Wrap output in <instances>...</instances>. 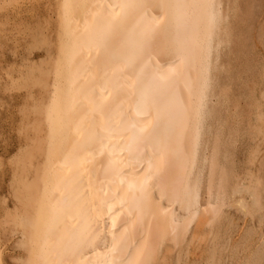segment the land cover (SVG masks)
<instances>
[{
  "label": "bare ground",
  "instance_id": "bare-ground-1",
  "mask_svg": "<svg viewBox=\"0 0 264 264\" xmlns=\"http://www.w3.org/2000/svg\"><path fill=\"white\" fill-rule=\"evenodd\" d=\"M231 2L55 0L45 59L11 81L31 101L0 264L12 245L20 264H264V108L239 163L244 119L221 109Z\"/></svg>",
  "mask_w": 264,
  "mask_h": 264
},
{
  "label": "rangeland",
  "instance_id": "rangeland-1",
  "mask_svg": "<svg viewBox=\"0 0 264 264\" xmlns=\"http://www.w3.org/2000/svg\"><path fill=\"white\" fill-rule=\"evenodd\" d=\"M0 2L2 3H0V247L4 249L8 244H14L12 239H8L10 236H8L6 229H4L6 225L5 227L4 225L3 227L1 226L2 221H5L4 203L6 198L4 197H6L7 187L11 181L12 173L10 174V172H13L12 166H9V160L18 151L20 142L17 143V141H24L25 129H22L24 128L22 126L27 122L26 113H29L27 106L31 101L28 97L30 89L24 87V90L19 85L17 88L16 85L13 86L11 81L12 79H17L22 84L21 74L26 73V70L28 71L32 64H38L45 59L44 54L46 53L47 44H43L38 39L48 34L54 36L53 27L56 15L54 12L55 0H1ZM4 2H13L15 6L11 4L7 6ZM233 2L237 5L238 10H235L236 13L233 16L235 18L233 19L235 22L233 32L236 34V37L222 49V56L220 58L225 67L221 70L219 81L221 80L222 85L227 84L229 90L231 89L228 93L229 96H225L228 102L226 101L225 106L222 105L221 109L223 110L225 107H228L230 110L232 109L234 117L237 115L236 113H239L240 115L242 114L241 118L244 119L236 138L240 141L236 140L235 143H237L235 147L233 146L239 163L244 160L246 161L250 155V151L255 149L263 139V137H260V134L257 135L255 127L260 124L256 114H259L264 108L262 95V91H264V30L262 29L264 27V0H232L231 3ZM246 13L247 15H245ZM25 25H28V28L24 27ZM33 34L36 35L33 36ZM31 54L33 55L32 57ZM6 83L8 87L5 86ZM10 87L12 88L11 90ZM219 90L220 88L217 89V91ZM222 99L224 100V98ZM20 110L22 111L20 112ZM234 117H231V125L236 120ZM22 120L23 123L21 122ZM21 123L22 126L20 125ZM236 145L239 146H237V150ZM262 145L264 147V144ZM8 156L10 157L7 158ZM232 213L237 218L240 227L244 226L242 219H238L239 216H243L242 213L234 209H232ZM5 234L8 236L7 241ZM12 246L8 250H5V259L3 261H5V264H20L17 261L20 249ZM13 255L14 257H12Z\"/></svg>",
  "mask_w": 264,
  "mask_h": 264
}]
</instances>
